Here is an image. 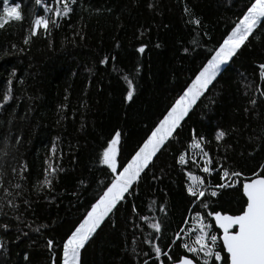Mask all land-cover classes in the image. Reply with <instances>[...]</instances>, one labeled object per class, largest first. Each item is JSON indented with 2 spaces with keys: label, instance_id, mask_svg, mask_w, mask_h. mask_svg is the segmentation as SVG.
Segmentation results:
<instances>
[{
  "label": "trees",
  "instance_id": "16d2710c",
  "mask_svg": "<svg viewBox=\"0 0 264 264\" xmlns=\"http://www.w3.org/2000/svg\"><path fill=\"white\" fill-rule=\"evenodd\" d=\"M6 2L20 5L22 19L0 27V264H62L67 234L117 175L102 163L108 142L121 133L119 172L255 0H72L57 20L52 8L35 36L42 7L0 0V15ZM262 64L264 19L101 223L82 264H169L185 255L205 264L204 253L188 251L202 234L188 231L195 220L217 236L215 264H228L209 213H241V183L264 174ZM191 175L207 186L204 197L188 192Z\"/></svg>",
  "mask_w": 264,
  "mask_h": 264
},
{
  "label": "snow or ice",
  "instance_id": "6c2138e0",
  "mask_svg": "<svg viewBox=\"0 0 264 264\" xmlns=\"http://www.w3.org/2000/svg\"><path fill=\"white\" fill-rule=\"evenodd\" d=\"M36 2L39 3L40 0H36ZM19 9V4L9 7L6 2L3 15H0V27H3L10 20L20 21L22 16ZM71 11L72 9L69 5L65 3L63 14L68 15ZM56 14L60 15L59 9H57ZM262 19H264V0H255V2L247 7L243 18L240 19L239 23L235 25L231 33L220 44L212 59L208 61L203 70L195 77L192 86L175 102V105L160 121L159 126L151 133L143 146L139 148V151L132 156L131 161L126 166H123V171H120L114 177L111 185L103 191V195L99 196L96 202L91 205V209L87 211L82 222L74 230H70V234H67L66 240L63 241L62 245V264H82L81 250L85 248L105 218L116 208L118 202L125 199V193L129 192L133 183L140 177L141 172L144 171L152 158L160 151L161 146L173 135L180 122L188 115L191 106L204 94L208 86L213 83L217 77V73L221 71V65L236 55L237 50L245 44L250 34L253 33V29L260 24ZM48 26L49 21L47 19L37 17L31 28V36L37 35L38 30L41 28L46 31ZM28 42L29 39L26 38L24 43L27 44ZM144 50V47L139 49L140 52ZM260 68L264 70V64L260 65ZM261 74L264 75V71ZM128 83L127 98L132 100V82L128 81ZM8 99L9 95L6 94L4 100L7 101ZM224 135L225 133L221 131L216 139L219 140ZM120 144L121 133L117 131L103 151L102 163L107 165L113 173H117V155L120 150L118 147ZM194 146L199 147L198 144ZM180 161L181 163L185 162L184 156L180 157ZM49 167L51 168L52 166L50 165ZM210 171L207 166L203 168V172L205 173ZM52 172H55V168H52ZM239 175L240 173H231V176ZM228 177H230V172L224 170L222 178ZM193 179L197 183L195 186H190L188 192L194 198L204 197L205 191L202 189L207 186L198 178L193 177ZM44 183L50 186L51 180L46 177ZM224 187V184L218 186L219 189H223ZM228 187H232V185L229 184ZM242 188L247 200L246 207L242 210L241 214L228 215L215 211L214 213H209V215H214L215 223L219 226V229L223 230V248L226 249L230 264H264V174L256 176L250 181L243 182ZM210 195L216 197L218 191H211ZM207 206V204H204V207ZM197 216L199 217V213H197ZM152 227L159 231L161 225L154 223ZM205 227H208V225H202V228ZM208 235L205 232L198 235L196 243L199 247H188V251L197 254L204 253L206 258L205 264H207V258L214 256L213 264H215V261L221 260V253L213 251L217 242V236L210 235L211 245H208L205 241V236ZM52 243L51 240L48 241L49 247L52 246ZM155 252L159 256L161 249L156 247ZM53 264H55V261ZM180 264H193V260L185 258L180 261Z\"/></svg>",
  "mask_w": 264,
  "mask_h": 264
},
{
  "label": "rangeland",
  "instance_id": "374dc122",
  "mask_svg": "<svg viewBox=\"0 0 264 264\" xmlns=\"http://www.w3.org/2000/svg\"><path fill=\"white\" fill-rule=\"evenodd\" d=\"M71 1L72 0H53V2L52 3H46V2H44V1H40L39 3H37L39 6H41L42 7V9H43V14H41V15H38V16H35L34 18H33V22L35 21V19L37 18V17H44L45 19H47L48 20V17H49V14H50V12H51V9H52V12H53V20H57L58 18H60V17H62V16H64V14H63V6H64V4L65 3H67L68 5H69V7H70V4H71ZM57 9H59L60 10V15H57L56 14V12H57ZM232 31V30H231ZM231 33V32H230ZM229 33V34H230ZM215 55V53L213 54V56ZM212 56V57H213ZM212 57L208 60V61H210L211 59H212ZM208 61H207V63H208ZM207 63L205 64V66L207 65ZM227 63V62H226ZM225 63V64H226ZM225 64H222L221 65V69H222V67L225 65ZM204 66V67H205ZM203 70V68L200 70V71H202ZM199 71V72H200ZM199 74V73H198ZM197 74V75H198ZM196 75V76H197ZM194 80H195V78H194ZM194 80L190 83V85L187 87V89L184 91V93L188 90V88H190L191 86H192V84H193V82H194ZM184 93L182 94V95H184ZM181 95V96H182ZM180 98V97H179ZM178 98V99H179ZM177 99V100H178ZM175 105V103L173 104V106ZM172 106V107H173ZM171 107V108H172ZM171 108L169 109V111L171 110ZM168 111V112H169ZM167 112V113H168ZM167 115V114H166ZM165 115V116H166ZM164 118V117H163ZM162 118V119H163ZM161 119V120H162ZM160 120V121H161ZM160 121H159V123H160ZM159 123L156 125V127L153 129V131H155V129L159 126ZM152 131V132H153ZM151 132V133H152ZM151 133H150V135H151ZM149 135V136H150ZM148 136V137H149ZM148 139V138H147ZM144 144V143H143ZM143 146V145H142ZM141 146V147H142ZM137 151H139V149L137 150ZM135 155V154H134ZM133 155V156H134ZM131 159H132V157H131ZM131 159L129 160V162L131 161ZM128 162V163H129ZM127 165V164H126ZM121 171H123V169L121 170ZM120 172V171H119ZM119 172H117V174L119 173ZM193 177H195V178H198L199 180H200V178L199 177H197V176H193V175H191L190 177H189V187L190 186H195L196 185V183H197V181L196 180H194L193 179ZM113 181V180H112ZM111 185V184H110ZM109 185V186H110ZM103 195V194H102ZM91 209V208H90ZM194 221V220H193ZM82 222V221H81ZM79 225V224H78ZM77 225V226H78ZM202 225H208V227H205V228H202ZM195 230V229H200L202 232H205V233H207L208 232V230H210V226H209V224H207V223H204L203 221H200V220H195L194 222H191V224L189 225V228H188V231L189 230ZM207 239L209 240V236H205V241H207ZM208 245H211V244H209L208 243ZM192 247H199V245L196 243V241L192 244ZM195 254H197V253H195ZM198 255V254H197Z\"/></svg>",
  "mask_w": 264,
  "mask_h": 264
},
{
  "label": "water",
  "instance_id": "95a60500",
  "mask_svg": "<svg viewBox=\"0 0 264 264\" xmlns=\"http://www.w3.org/2000/svg\"><path fill=\"white\" fill-rule=\"evenodd\" d=\"M259 176V175H258ZM254 177H256V176H254ZM254 177H252V178H254ZM251 178V179H252ZM251 179H248V180H245V181H243V182H246V181H250ZM243 182L241 183V191H242V194H243V196L245 197V199L247 200V197L245 196V194L243 193V188H242V184H243ZM246 207V204H245V206H244V208ZM222 213V212H221ZM222 214H228V215H232V214H229V213H222ZM239 214H241V213H239ZM239 214H236V215H239ZM212 219H213V223H214V225H215V227L219 230V232H220V234H219V238H220V241H221V243H222V246H223V241H222V236H223V230L222 229H219V226L215 223V218H214V215H212ZM236 230H238V229H236ZM224 249V248H223ZM224 252L226 253V249H224ZM227 255V254H226ZM228 257V256H227ZM185 258H187V259H191V260H193L191 257H189V256H182L179 260H177V261H175V262H171V263H169V264H180V261H182L183 259H185ZM193 264H198L196 261H194L193 260ZM228 264H230V262H229V258H228Z\"/></svg>",
  "mask_w": 264,
  "mask_h": 264
},
{
  "label": "bare ground",
  "instance_id": "6f19581e",
  "mask_svg": "<svg viewBox=\"0 0 264 264\" xmlns=\"http://www.w3.org/2000/svg\"><path fill=\"white\" fill-rule=\"evenodd\" d=\"M211 49V48H210ZM186 256V255H185ZM190 257V256H189ZM192 258V257H191ZM193 259V258H192Z\"/></svg>",
  "mask_w": 264,
  "mask_h": 264
}]
</instances>
